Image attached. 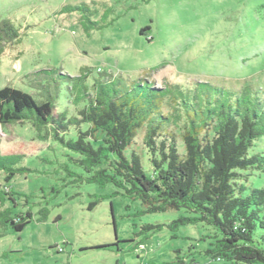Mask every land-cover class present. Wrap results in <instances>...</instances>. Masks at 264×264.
<instances>
[{
	"label": "rangeland",
	"instance_id": "374dc122",
	"mask_svg": "<svg viewBox=\"0 0 264 264\" xmlns=\"http://www.w3.org/2000/svg\"><path fill=\"white\" fill-rule=\"evenodd\" d=\"M77 5H86L102 27L85 32L82 13L66 10ZM4 21L19 32L20 41L4 46L0 90L13 87L42 101L46 82L33 74L77 77L88 70L89 85L101 76L127 86L148 80L184 91L204 83L227 92L252 88L264 99V0H0V24ZM67 93L63 81L56 95L59 110L69 107ZM74 112L71 108L70 115ZM77 133L71 127L66 139ZM44 135L28 122L0 129L2 155L21 156L14 167L30 170L9 184L1 171L0 187L16 193L15 214H34L21 233L0 228V264H171L178 257L205 262L211 228L199 223L172 229L173 222L191 214L184 209L144 213L141 201L111 184L74 182L67 169L84 174L71 162L76 154ZM144 135L142 130L132 148L149 172ZM250 153L264 155V137ZM243 175L248 186L264 187V172ZM45 208L48 219L38 222Z\"/></svg>",
	"mask_w": 264,
	"mask_h": 264
},
{
	"label": "trees",
	"instance_id": "16d2710c",
	"mask_svg": "<svg viewBox=\"0 0 264 264\" xmlns=\"http://www.w3.org/2000/svg\"><path fill=\"white\" fill-rule=\"evenodd\" d=\"M66 10L82 13L85 32L102 27L92 20L86 5ZM19 38L10 23L2 22L0 56L6 44H16ZM33 76L46 82L43 86L37 82L46 100L38 101L13 87L1 89L0 129L31 123L46 139L57 140L76 154L71 162L84 174L67 169L76 177L74 182L101 187L111 184L125 196L141 201L144 213L184 209L191 214L173 222L172 229L199 223L212 229L213 242L205 251V262L178 257L171 264H264V187L248 186V176L243 175L250 170L264 172V155L250 153L254 143L264 137V99L257 91L247 87L227 92L204 83L184 91L177 85L155 87L148 80L127 86L107 76L95 78L89 85L88 70L77 77L56 71ZM63 81L68 85L69 107L59 110L56 95ZM71 108L75 111L72 115ZM82 125L88 129L80 130ZM71 127L78 129L77 137L66 139ZM142 130L149 172L132 148ZM21 158L0 151V172L5 173L6 183L30 172L14 167ZM15 195L11 188L0 187V228L21 233L34 214L30 210L15 214ZM7 201L13 206L5 207ZM39 214L38 222L47 221V208ZM147 229L160 230L161 226Z\"/></svg>",
	"mask_w": 264,
	"mask_h": 264
}]
</instances>
